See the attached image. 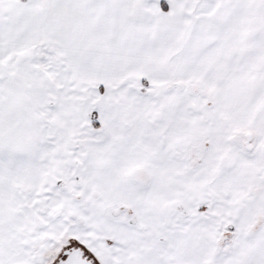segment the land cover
I'll return each mask as SVG.
<instances>
[{"label":"snow or ice","instance_id":"obj_1","mask_svg":"<svg viewBox=\"0 0 264 264\" xmlns=\"http://www.w3.org/2000/svg\"><path fill=\"white\" fill-rule=\"evenodd\" d=\"M0 264H264V0H0Z\"/></svg>","mask_w":264,"mask_h":264}]
</instances>
